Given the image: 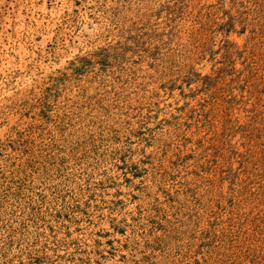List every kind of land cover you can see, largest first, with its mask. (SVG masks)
<instances>
[{"label":"rangeland","instance_id":"rangeland-1","mask_svg":"<svg viewBox=\"0 0 264 264\" xmlns=\"http://www.w3.org/2000/svg\"><path fill=\"white\" fill-rule=\"evenodd\" d=\"M0 264H264V0H0Z\"/></svg>","mask_w":264,"mask_h":264}]
</instances>
